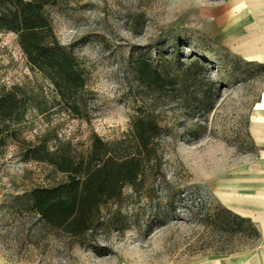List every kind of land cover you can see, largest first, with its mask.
<instances>
[{"label": "rangeland", "instance_id": "1", "mask_svg": "<svg viewBox=\"0 0 264 264\" xmlns=\"http://www.w3.org/2000/svg\"><path fill=\"white\" fill-rule=\"evenodd\" d=\"M211 5L212 0H59L56 7H46L58 40L74 43V52L88 67L92 117L32 110L19 126V137L33 141L52 129L74 149L86 151L93 132L105 140L121 137L140 106L169 130L161 141L167 182L157 181L152 198H138L129 187L124 189L121 209L130 227L123 233H96L97 242L110 250L99 256L62 234L40 230L32 213L19 212L13 205L12 197L61 174L22 161L18 145L9 138L0 149V251L6 259L32 257L38 264H189L255 244L256 240L231 237L205 224L207 215L221 205L225 168L254 151L247 123L251 103L264 90V64L248 62L221 45L222 27L214 23ZM138 54L166 63L172 73H183L199 58L201 76L216 80L221 90L214 108L204 118L185 107L182 91L143 92L128 68L130 58ZM37 82L50 97L51 86L30 68L17 35L0 32V86ZM197 123L206 129L196 138L188 130Z\"/></svg>", "mask_w": 264, "mask_h": 264}, {"label": "trees", "instance_id": "2", "mask_svg": "<svg viewBox=\"0 0 264 264\" xmlns=\"http://www.w3.org/2000/svg\"><path fill=\"white\" fill-rule=\"evenodd\" d=\"M58 2L0 0V32L17 35L30 68L52 88L48 97L39 82L0 86V149L11 138L22 161H34L61 174L47 185L32 186L12 197L18 211L32 213L40 230L62 234L71 244L104 256L110 250L97 242L96 233H123L130 227L121 209L124 189L129 187L138 198H152L157 181L167 182L161 141L170 133L155 115L139 106L127 132L112 140L93 132L86 151L74 149L70 140L61 139L52 129L33 141L19 137V126L32 110L39 114L56 110L85 120L92 117L88 67L74 52V43L66 45L58 40L46 11ZM128 68L143 92L182 91L185 107L204 118L221 96L217 81L201 76L199 58L183 73H172L166 63L153 62L142 54L131 57ZM205 129L197 123L188 132L197 138L199 130ZM206 218L205 224L231 237L258 239L259 233L248 218L222 205Z\"/></svg>", "mask_w": 264, "mask_h": 264}, {"label": "crops", "instance_id": "3", "mask_svg": "<svg viewBox=\"0 0 264 264\" xmlns=\"http://www.w3.org/2000/svg\"><path fill=\"white\" fill-rule=\"evenodd\" d=\"M212 1L211 16L222 27L221 45L248 62L264 64V0ZM247 132L254 151L223 171L221 205L248 218L258 239L249 248L205 256L189 264H264V110L249 111ZM0 264L38 263L32 257L8 260L0 251Z\"/></svg>", "mask_w": 264, "mask_h": 264}, {"label": "built area", "instance_id": "4", "mask_svg": "<svg viewBox=\"0 0 264 264\" xmlns=\"http://www.w3.org/2000/svg\"><path fill=\"white\" fill-rule=\"evenodd\" d=\"M251 111H262L264 110V90L259 93V95L254 99V101L250 105ZM4 196V188L2 183L0 182V203Z\"/></svg>", "mask_w": 264, "mask_h": 264}]
</instances>
